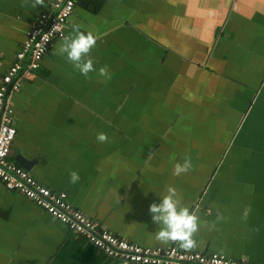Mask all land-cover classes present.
I'll return each mask as SVG.
<instances>
[{
	"label": "crops",
	"instance_id": "1",
	"mask_svg": "<svg viewBox=\"0 0 264 264\" xmlns=\"http://www.w3.org/2000/svg\"><path fill=\"white\" fill-rule=\"evenodd\" d=\"M21 5L0 0V78L49 10L45 0ZM73 23L98 37L95 71L82 75L58 53L63 38L52 42L11 97L8 160H32L37 182L148 248L185 250L155 239L149 212L173 186L199 217L186 251L264 264V0H78L64 36L76 35ZM185 158L191 169L173 175ZM0 264L134 263L107 257L0 181Z\"/></svg>",
	"mask_w": 264,
	"mask_h": 264
},
{
	"label": "built area",
	"instance_id": "2",
	"mask_svg": "<svg viewBox=\"0 0 264 264\" xmlns=\"http://www.w3.org/2000/svg\"><path fill=\"white\" fill-rule=\"evenodd\" d=\"M78 0H45L49 8L42 12L25 34L12 64L0 78V181L11 192H16L33 202L51 217L67 226L77 236L85 238L107 257L134 264H259L247 260L231 259L223 254H205L168 248H148L121 239L74 208L65 192L54 193L38 183L25 169L10 162L8 157L16 136L14 103L12 95L23 81L34 78L35 71L52 45L64 37L68 18Z\"/></svg>",
	"mask_w": 264,
	"mask_h": 264
},
{
	"label": "clouds",
	"instance_id": "3",
	"mask_svg": "<svg viewBox=\"0 0 264 264\" xmlns=\"http://www.w3.org/2000/svg\"><path fill=\"white\" fill-rule=\"evenodd\" d=\"M30 5L33 9L37 6H43L44 0H22V7ZM73 31L75 36H64L62 43L58 49L60 55H65L69 62L79 70V72L86 76L95 71L93 59L89 56L91 49L95 47L98 37L89 31L87 34L79 31V25L73 23ZM85 57H88L85 59ZM99 76L110 79V74L107 66L99 68ZM99 143L108 141L106 133H98L96 137ZM192 167V162L189 158H185L181 164L177 162L174 165L173 175L179 176L187 173ZM70 183H77L80 176L76 171L69 173ZM251 211L250 207L245 208L243 218L247 219ZM149 212L154 223L161 225L159 231L155 233V239L161 244H168L169 242H176L185 249L191 250L195 248L196 241L193 238L199 230V217L195 211L190 212L188 207L181 206L180 194L173 186L166 188V194L161 198L159 204L152 203L149 206ZM223 219L222 215L218 213L217 222ZM215 227V224L212 225Z\"/></svg>",
	"mask_w": 264,
	"mask_h": 264
},
{
	"label": "water",
	"instance_id": "4",
	"mask_svg": "<svg viewBox=\"0 0 264 264\" xmlns=\"http://www.w3.org/2000/svg\"><path fill=\"white\" fill-rule=\"evenodd\" d=\"M17 164L22 167L23 169H25L26 171L30 170V166H31V162L32 160H27L25 158H23L22 156H18L16 158ZM39 183V182H38ZM41 184V183H40ZM43 185V184H42ZM73 206V205H72ZM74 207V206H73ZM75 208V207H74ZM85 215V214H84ZM88 217V216H87Z\"/></svg>",
	"mask_w": 264,
	"mask_h": 264
}]
</instances>
